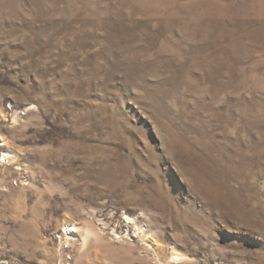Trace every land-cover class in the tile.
Segmentation results:
<instances>
[{
	"label": "rangeland",
	"instance_id": "obj_1",
	"mask_svg": "<svg viewBox=\"0 0 264 264\" xmlns=\"http://www.w3.org/2000/svg\"><path fill=\"white\" fill-rule=\"evenodd\" d=\"M0 264H264V0H0Z\"/></svg>",
	"mask_w": 264,
	"mask_h": 264
},
{
	"label": "bare ground",
	"instance_id": "obj_2",
	"mask_svg": "<svg viewBox=\"0 0 264 264\" xmlns=\"http://www.w3.org/2000/svg\"><path fill=\"white\" fill-rule=\"evenodd\" d=\"M8 155H10L11 153L10 152H7ZM67 231L72 235L75 231H76V228H74L73 225H70L67 227ZM176 260H180L181 259V256L179 254H176Z\"/></svg>",
	"mask_w": 264,
	"mask_h": 264
}]
</instances>
